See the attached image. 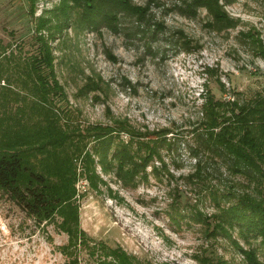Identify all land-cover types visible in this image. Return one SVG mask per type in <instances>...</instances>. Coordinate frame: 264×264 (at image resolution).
<instances>
[{
	"label": "rangeland",
	"instance_id": "rangeland-1",
	"mask_svg": "<svg viewBox=\"0 0 264 264\" xmlns=\"http://www.w3.org/2000/svg\"><path fill=\"white\" fill-rule=\"evenodd\" d=\"M193 1L129 0L134 11L91 26L66 0H0V53L14 52L3 63L16 76L44 38L64 89L63 148L83 149L75 194L72 173L49 171L69 198L52 219L0 191V264H119L116 248L131 264H264V226L235 207L243 192L264 200V174L209 147L203 112L208 90L238 105L264 92V0ZM124 148L149 158L131 184L112 168Z\"/></svg>",
	"mask_w": 264,
	"mask_h": 264
},
{
	"label": "trees",
	"instance_id": "trees-1",
	"mask_svg": "<svg viewBox=\"0 0 264 264\" xmlns=\"http://www.w3.org/2000/svg\"><path fill=\"white\" fill-rule=\"evenodd\" d=\"M66 1L70 5L64 6L65 13L69 6H79L91 26L107 22L111 14L135 10L129 0ZM218 2L219 0H195L192 4L194 10L198 5L209 7L211 3L219 9ZM40 41L42 43L38 54L27 56L24 58L25 62L17 63L16 76H12L8 65L3 63L10 62L14 52L0 53V191L26 213L42 222L52 219L59 207L69 199L65 191L67 185L64 188L62 183H55L50 179L52 174L49 171L67 169L72 173L68 182L72 183L70 189L75 194V170L71 172V169H75L73 162L83 153V149L79 144L73 143L70 144L72 149L63 148L66 134L62 128L61 116L64 111L56 98L64 95V89L55 76L52 63L54 55L49 46L45 45L43 37ZM27 62L30 63L29 70L20 66L27 65ZM45 68L49 72L46 73ZM3 79L5 83L2 85ZM205 99L203 112L208 122L209 147L220 154L229 155L233 158V165L244 166L259 179L264 174V92L241 105L236 101L227 103L215 99L210 90ZM218 128L219 131L216 130ZM103 145V149H97L99 151L96 153L101 152L102 168L108 170L114 164L106 154L110 141L103 142ZM119 152L115 159L121 158L112 168L117 169V174L124 178L125 183L131 184L138 166L148 164L149 158L139 164L129 157L126 148ZM85 156L91 158L92 154L86 151ZM127 159L133 162L132 168H125L128 165ZM87 171L86 174L91 179L92 176L99 179L96 171ZM240 197L235 207L244 212H241L244 220L249 224L264 226V200L246 192ZM247 209L251 210L250 214H247ZM110 252L108 254H114L119 259V264H131L132 259L125 251L116 248L110 249Z\"/></svg>",
	"mask_w": 264,
	"mask_h": 264
}]
</instances>
